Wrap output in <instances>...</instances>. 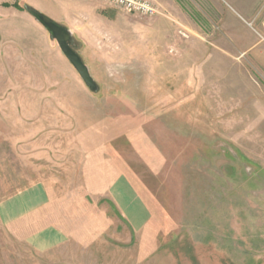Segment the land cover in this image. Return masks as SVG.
Listing matches in <instances>:
<instances>
[{
  "label": "rangeland",
  "instance_id": "rangeland-1",
  "mask_svg": "<svg viewBox=\"0 0 264 264\" xmlns=\"http://www.w3.org/2000/svg\"><path fill=\"white\" fill-rule=\"evenodd\" d=\"M151 2L0 0V264H264V0L258 56L212 5ZM27 8L71 32L97 91ZM36 189L45 211L7 215ZM44 229L65 238L39 252Z\"/></svg>",
  "mask_w": 264,
  "mask_h": 264
},
{
  "label": "crops",
  "instance_id": "crops-1",
  "mask_svg": "<svg viewBox=\"0 0 264 264\" xmlns=\"http://www.w3.org/2000/svg\"><path fill=\"white\" fill-rule=\"evenodd\" d=\"M77 8H81L80 5L83 0H72ZM150 1V0H149ZM153 2L158 1H166V3H171L170 7L174 8V2L176 3L177 0H151ZM261 1L263 0H201L204 4L208 3L213 6L214 12H220L222 15L227 17L228 24L225 23L223 27V32L225 34L231 35H238L241 32L247 33L249 37L250 43H252L249 46L241 45L239 43V40H235L237 47L243 50L244 52L242 55L247 54H253V56L256 55L255 50H258L259 47V40L255 38L252 31H250L252 26L254 25H261ZM173 2V4H172ZM180 5V4H179ZM176 6L178 4L176 3ZM180 7V6H178ZM82 9V8H81ZM179 13V11H176V14ZM220 14V15H221ZM234 38V37H233ZM241 42V41H240ZM246 47V48H245ZM257 52V51H256ZM259 54L261 55V68L264 72V48L262 52L259 49ZM119 189L121 191L120 197L117 200V206L119 207V210L121 211L124 219L128 222V224L131 226L134 234L138 233L140 229L144 226V224L148 221V216L146 213V210L144 209L141 200L136 195L134 190L131 189L130 186L127 184H122ZM34 194L36 195L34 197V200L37 202H32L29 200V202H23L22 204H19L21 202H17L19 197H15V201H9L5 204V212L7 215L11 216L13 212L17 213L18 206H22L20 209L23 211L21 217L23 216H29L27 213L30 209L36 208L37 206L42 208V210H46V200L44 197V194L40 192L39 189L27 191L26 193H23L22 198H26L27 194ZM43 199V200H41ZM27 205V206H26ZM28 208L27 212H24L25 209ZM16 210V211H15ZM30 213V212H29ZM7 221L4 217H2V222ZM64 236H60L56 233L55 229H44L41 234H39L37 237H34L30 240H28V244L33 246V248L39 252H47L50 251L53 248H56L59 246V244L62 243V240H64ZM66 240V239H65Z\"/></svg>",
  "mask_w": 264,
  "mask_h": 264
},
{
  "label": "water",
  "instance_id": "water-1",
  "mask_svg": "<svg viewBox=\"0 0 264 264\" xmlns=\"http://www.w3.org/2000/svg\"><path fill=\"white\" fill-rule=\"evenodd\" d=\"M27 10L58 43L62 53L77 71L86 86L92 91H97V85L90 76L88 68L84 65L82 59L70 47V44L73 43L71 32L55 23L42 13L31 8H27Z\"/></svg>",
  "mask_w": 264,
  "mask_h": 264
},
{
  "label": "built area",
  "instance_id": "built-area-1",
  "mask_svg": "<svg viewBox=\"0 0 264 264\" xmlns=\"http://www.w3.org/2000/svg\"><path fill=\"white\" fill-rule=\"evenodd\" d=\"M111 6L124 9L130 13L141 16H154L158 14L157 9L151 1L147 0H103Z\"/></svg>",
  "mask_w": 264,
  "mask_h": 264
}]
</instances>
